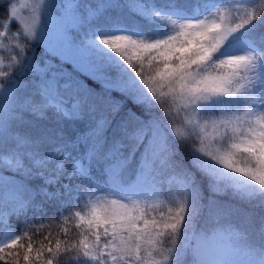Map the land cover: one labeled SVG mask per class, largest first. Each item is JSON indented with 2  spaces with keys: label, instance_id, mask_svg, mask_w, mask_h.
Segmentation results:
<instances>
[{
  "label": "snow or ice",
  "instance_id": "1",
  "mask_svg": "<svg viewBox=\"0 0 264 264\" xmlns=\"http://www.w3.org/2000/svg\"><path fill=\"white\" fill-rule=\"evenodd\" d=\"M0 264H264V0H0Z\"/></svg>",
  "mask_w": 264,
  "mask_h": 264
},
{
  "label": "rangeland",
  "instance_id": "2",
  "mask_svg": "<svg viewBox=\"0 0 264 264\" xmlns=\"http://www.w3.org/2000/svg\"><path fill=\"white\" fill-rule=\"evenodd\" d=\"M18 224H22V222H18ZM32 231L35 232V229H32ZM47 231H48V228L47 227H45L42 230L43 233H47ZM56 231H58V229L55 226H53L52 232L55 233ZM33 239L39 240V239H41V236H34Z\"/></svg>",
  "mask_w": 264,
  "mask_h": 264
},
{
  "label": "trees",
  "instance_id": "3",
  "mask_svg": "<svg viewBox=\"0 0 264 264\" xmlns=\"http://www.w3.org/2000/svg\"><path fill=\"white\" fill-rule=\"evenodd\" d=\"M15 223H17V224H18V222H15Z\"/></svg>",
  "mask_w": 264,
  "mask_h": 264
}]
</instances>
